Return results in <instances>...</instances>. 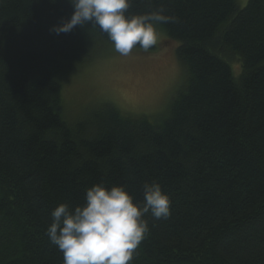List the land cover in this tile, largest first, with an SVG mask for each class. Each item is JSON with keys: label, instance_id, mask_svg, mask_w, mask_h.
Instances as JSON below:
<instances>
[{"label": "trees", "instance_id": "trees-1", "mask_svg": "<svg viewBox=\"0 0 264 264\" xmlns=\"http://www.w3.org/2000/svg\"><path fill=\"white\" fill-rule=\"evenodd\" d=\"M161 7L173 18L157 26L161 47L176 44L185 71L169 111L103 103L70 122L58 77L113 44L90 22L51 30L70 0H0V264H63L51 212L100 182L134 202L145 182L170 197L130 264H264V0H131L128 12Z\"/></svg>", "mask_w": 264, "mask_h": 264}, {"label": "clouds", "instance_id": "clouds-1", "mask_svg": "<svg viewBox=\"0 0 264 264\" xmlns=\"http://www.w3.org/2000/svg\"><path fill=\"white\" fill-rule=\"evenodd\" d=\"M54 2V0H53ZM74 13L54 25L57 35L89 22L106 34L117 53L129 55L134 47L148 52L158 39V25L173 18L163 7L149 13L130 14L131 0H70ZM143 199L134 202L124 185L100 182L86 189L85 202L58 205L47 228L50 242L63 254V264H130L134 250L150 231L154 220L171 216V200L158 182L143 184Z\"/></svg>", "mask_w": 264, "mask_h": 264}, {"label": "rangeland", "instance_id": "rangeland-1", "mask_svg": "<svg viewBox=\"0 0 264 264\" xmlns=\"http://www.w3.org/2000/svg\"><path fill=\"white\" fill-rule=\"evenodd\" d=\"M249 0H237L239 7ZM157 39L162 49L143 53L137 48L127 56L114 46L92 65L78 67L58 77L62 85L65 116L70 122L86 116L103 103L114 105L124 115L147 116L156 120L167 113L172 100L185 84V71L176 56V44ZM235 74L238 66L231 61Z\"/></svg>", "mask_w": 264, "mask_h": 264}]
</instances>
